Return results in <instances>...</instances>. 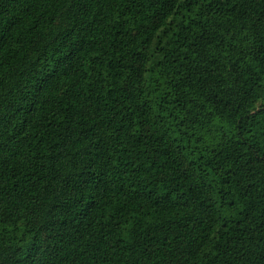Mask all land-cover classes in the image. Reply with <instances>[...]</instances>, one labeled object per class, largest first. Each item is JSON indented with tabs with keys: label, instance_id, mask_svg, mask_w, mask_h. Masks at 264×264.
Returning a JSON list of instances; mask_svg holds the SVG:
<instances>
[{
	"label": "trees",
	"instance_id": "trees-1",
	"mask_svg": "<svg viewBox=\"0 0 264 264\" xmlns=\"http://www.w3.org/2000/svg\"><path fill=\"white\" fill-rule=\"evenodd\" d=\"M0 264H264V0H0Z\"/></svg>",
	"mask_w": 264,
	"mask_h": 264
}]
</instances>
